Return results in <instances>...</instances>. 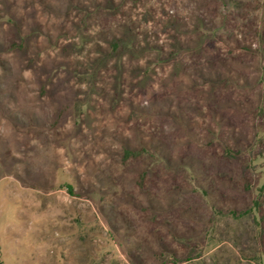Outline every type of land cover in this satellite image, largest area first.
I'll use <instances>...</instances> for the list:
<instances>
[{
	"label": "rangeland",
	"instance_id": "374dc122",
	"mask_svg": "<svg viewBox=\"0 0 264 264\" xmlns=\"http://www.w3.org/2000/svg\"><path fill=\"white\" fill-rule=\"evenodd\" d=\"M0 264H264V0H0Z\"/></svg>",
	"mask_w": 264,
	"mask_h": 264
},
{
	"label": "trees",
	"instance_id": "16d2710c",
	"mask_svg": "<svg viewBox=\"0 0 264 264\" xmlns=\"http://www.w3.org/2000/svg\"><path fill=\"white\" fill-rule=\"evenodd\" d=\"M126 155L127 156H129V155H134L135 156L136 154H134V153L130 154V152H126Z\"/></svg>",
	"mask_w": 264,
	"mask_h": 264
}]
</instances>
